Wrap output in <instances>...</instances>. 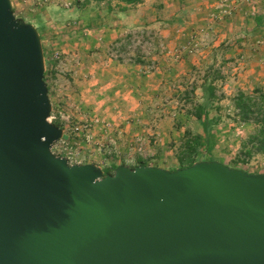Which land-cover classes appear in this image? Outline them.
<instances>
[{
  "label": "rangeland",
  "instance_id": "1",
  "mask_svg": "<svg viewBox=\"0 0 264 264\" xmlns=\"http://www.w3.org/2000/svg\"><path fill=\"white\" fill-rule=\"evenodd\" d=\"M75 2L11 0L41 37L50 122L91 125L90 143L84 131L68 139L86 165L176 171L190 134L205 159L264 174V154H247L255 125L234 104L264 95V0H144L113 13Z\"/></svg>",
  "mask_w": 264,
  "mask_h": 264
},
{
  "label": "water",
  "instance_id": "2",
  "mask_svg": "<svg viewBox=\"0 0 264 264\" xmlns=\"http://www.w3.org/2000/svg\"><path fill=\"white\" fill-rule=\"evenodd\" d=\"M40 34L0 0V264H264V174H104L53 154Z\"/></svg>",
  "mask_w": 264,
  "mask_h": 264
},
{
  "label": "trees",
  "instance_id": "3",
  "mask_svg": "<svg viewBox=\"0 0 264 264\" xmlns=\"http://www.w3.org/2000/svg\"><path fill=\"white\" fill-rule=\"evenodd\" d=\"M144 0H76L75 5L82 10L90 5L102 6L107 5V11L113 13L115 11L126 12L130 7L139 5ZM235 107L242 122L252 123L255 125V131L249 138L251 149L247 152L249 156L254 153L264 154V95H248L245 93L238 94L234 99ZM204 108L198 106L195 108L193 116L197 120H202ZM201 136L187 135L184 143V152L179 157V161L183 164L184 160H190L187 166L182 165V169L193 166L197 162L208 161L214 162V159H205V153L201 152ZM201 155V157H200ZM144 164V163H142ZM118 167H114L116 170ZM178 170V169H177ZM174 172L175 170H171ZM106 173H110L105 169Z\"/></svg>",
  "mask_w": 264,
  "mask_h": 264
},
{
  "label": "built area",
  "instance_id": "4",
  "mask_svg": "<svg viewBox=\"0 0 264 264\" xmlns=\"http://www.w3.org/2000/svg\"><path fill=\"white\" fill-rule=\"evenodd\" d=\"M50 120V119H49ZM63 129V137L56 142L52 147V152L54 155L58 157H63L68 160L69 165H86L87 164V154L82 153L80 150L72 148L69 143L70 135L77 133V131L85 132V140L86 142L92 141V136L90 134L91 125L84 124L83 126H76L74 128H66L60 127ZM139 151H143L142 145L138 149Z\"/></svg>",
  "mask_w": 264,
  "mask_h": 264
}]
</instances>
